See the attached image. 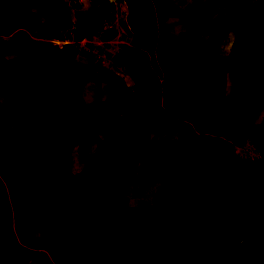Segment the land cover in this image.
I'll list each match as a JSON object with an SVG mask.
<instances>
[{
	"label": "trees",
	"instance_id": "1",
	"mask_svg": "<svg viewBox=\"0 0 264 264\" xmlns=\"http://www.w3.org/2000/svg\"><path fill=\"white\" fill-rule=\"evenodd\" d=\"M154 2L159 19L176 13L189 23L179 29L181 37L167 46L161 56L163 48L158 47L157 61L169 59L168 63L161 62L164 71L167 64H173V56L189 53L191 46L195 47L192 57L184 59L179 70L191 72V87L186 92L196 89L194 95L177 96L176 107L188 112V119L197 130L214 122L225 130L227 137L236 140L242 136L235 130L246 128L264 152L263 67L251 69L246 61L230 56L214 61L217 94L223 91L222 106L229 102L241 116L240 124L220 118L216 114L219 110L204 94L208 54L218 52L230 32L234 47L248 45L257 25L242 20V12L224 16L217 24L205 7L206 0H191L185 7H175L169 1L168 7L172 8L166 12L159 8V0ZM0 14L57 38L70 22L65 0H27L23 8H18L15 0H0ZM90 21L87 19L82 28L88 36L93 32L103 40L114 36L113 28L98 32ZM215 26H219L218 34ZM201 30L207 33L205 38L196 34ZM133 32L148 35L155 46L156 26L144 25L133 28ZM183 39L187 45L180 53L179 43ZM75 51L68 43L39 42L19 52V59L58 52L63 59L57 70L42 76L37 91L38 78L33 67L15 76L13 86L17 94L0 102V129L19 131L0 143V190L5 181L14 178L18 192L32 197L39 217L51 223L50 229L41 235L22 233L19 243L27 248L23 256H17V245L0 234V264H47L40 250L53 264H101L104 254L121 251L128 245L146 251L145 264H264V217L259 214L264 161L240 164L230 147L210 157L207 149L211 140L205 135L182 142L181 151L173 147L180 141L160 138L158 144L152 145L148 133L166 118L169 90L152 87L142 74L136 76V92L116 76L123 88L121 98L130 91L132 99L128 108L112 111L117 121L115 127L102 136L85 127L63 139L67 125L62 113L69 94L80 84L98 82L97 70H103L74 59ZM36 106L41 108L34 112ZM164 141L169 145L162 144ZM77 144L88 149L90 158L80 174L72 169L71 152ZM51 147L66 151V158L57 168L56 180L42 188L40 184L53 163ZM196 159L202 161L198 167ZM243 166L248 189L242 193L240 211L224 218L226 182H235ZM147 170H155L163 178L161 195L141 206H123L124 188L143 180ZM47 195L49 208L43 205V196ZM251 195L256 203L250 200ZM217 214L221 217L214 218ZM88 218L91 223L84 224ZM211 247L213 250H208Z\"/></svg>",
	"mask_w": 264,
	"mask_h": 264
},
{
	"label": "crops",
	"instance_id": "2",
	"mask_svg": "<svg viewBox=\"0 0 264 264\" xmlns=\"http://www.w3.org/2000/svg\"><path fill=\"white\" fill-rule=\"evenodd\" d=\"M65 1L69 7L70 22L72 21L71 18L74 12H76V14L78 15L76 22H75L77 25L76 27L77 29L70 28L72 25L67 27V29L68 28L72 29L70 30L67 36L68 38H71L73 33L75 34L74 30H77V34H75L77 36L83 32L85 33V30L82 28H83V25H85L84 22L87 19H90L91 20L90 23L92 22V24H95V25L99 23V20L101 21L105 19L104 16L107 11L105 12V11H101L97 7L95 8L93 6L94 2L103 1L105 5L107 6H110L109 3L112 2L111 0H89V4H88L84 0H65ZM230 1L231 0H206L205 7L210 12L211 16L213 17V20H215L214 15H213L215 13L218 15V18L220 19V18H223L224 16H233L237 12H242L241 19L244 21L253 22L254 24L257 25V27L248 45H238L234 47L233 46V41H234L233 34L230 32L227 36H229V38L230 36L232 37L233 52L230 54L220 53L219 56L220 57L230 56V58H233L235 60L246 61V63L249 65L251 69L256 70L260 67L264 68V0H241V4L239 3L231 4ZM125 2L127 3V6H128L129 23L131 27L130 30L133 32V28H139L144 25L156 26V38H157L156 44L154 47L152 46L151 39L148 35L146 34L137 35L133 32L134 39H137L138 43L135 40L133 44H129V45L122 44L119 50L116 51L114 54L113 53L108 54V60L106 62L104 61L100 62V61L94 60L95 62H97L98 67L103 68V70L101 71L97 70L98 77L100 78V75H104L106 76L107 81L109 80V82H111L109 78L110 76L114 75L116 77L118 75L122 77L124 74L131 75L130 71H132L134 75L133 76L131 75V76L135 80L136 84H137L136 76L138 74H142L145 78L150 80L152 87L165 89L166 88L165 78L167 77V73H165L164 67L162 66L161 63H158L156 67L155 65H153L152 61L155 56L157 60L159 59L157 57L158 47L162 46L163 52H164L167 46H170L171 43L179 40L180 38L179 29L186 28L189 25V23L181 19L180 18L181 16L177 19H174L175 18L174 16H171V17L168 16L167 18L159 19L157 17L156 6H155L154 0H125ZM128 2H131L130 4L133 5L132 6L134 10L133 13L131 9L129 8ZM235 5H238L239 7L235 8L234 7ZM9 28L11 30H9ZM0 29L5 31L4 33L5 35H1L3 38H0V42H2L4 45L3 48H5V44L7 45L6 46L7 49L11 48L10 49L11 52H14L15 54L17 53V59L20 62V65L18 68L19 72L14 73V74L13 73L10 74L9 71L12 69H16V68L12 67V65H9V63H4V61L0 62V102H2L6 98L15 96L17 94V92L14 90L13 78L19 74H22L25 70H28L31 67L34 68V71L38 78V83L35 86L36 91L39 89V82L42 76H44L47 73H51L54 70H57L55 68L51 69V72H47V70H44L45 72H43L42 74H40L37 70L38 68L43 69L41 62H45L46 59L50 60V57H52V55L51 56L48 55L44 57H33V56L28 55L24 59H19L18 58L19 52L25 51L31 46L39 42L58 43V40L62 36L57 38L56 36H51V35L49 36V34L44 30L40 31L39 29H34L35 30L34 31L29 26L17 24L15 21L11 19H7L3 17L1 14H0ZM204 32L205 31L201 30V31H197L196 34L199 37L205 38L207 36V33L206 32L204 33ZM102 41H105V40H102ZM252 43H254V50L252 51L253 55L251 56V54L249 53L251 52L249 46ZM132 49L139 50L140 51L139 53H141V55L135 59L127 60L126 58L130 56V52L133 51ZM151 51L154 52V55L152 56H151ZM7 54H8V50H3L2 46H0V56L3 58H8V57H5ZM142 54L145 57L142 56ZM209 55L210 53L208 54V56ZM83 56L85 57L83 58ZM121 56H124V58L120 59L119 57ZM79 57L83 59L89 57L91 60H93V58H91L90 56L86 54H83V55L80 54ZM173 57L174 58L170 60L174 61L175 63L173 62L172 65L167 64L168 75L170 78L169 79L170 89H169V95H166V96L168 97V102H170L171 104L169 108L165 107L166 108V118H162L159 121V126L151 129L150 132L148 133V138L150 142L154 144L155 142H158L160 138L169 140V142L180 141L179 145L176 143V145L174 144L173 147H178V149L181 151L182 142L190 140L199 135H205L209 137L211 140L208 145L207 150L209 152L210 157H212V156H215V154L220 152L221 150L227 147H231V144L233 141H237L241 138H249L252 141L251 137L247 133L246 128L235 130V133H237L238 135L241 134L242 132H245L246 135L236 140H233L227 137L225 130L220 128V126L217 123L213 122L208 127L205 126L201 130H197L194 127L193 123L188 119V112L184 109H178L175 105V99L177 98V96L185 93L187 91V87L189 86L188 80L184 78L186 73H184L183 71L179 69L180 67L184 65L182 61L184 59L189 60L190 55L189 53L187 55L185 53H182L181 56L177 55ZM83 63L92 64V61L83 62ZM186 67H188V65H186ZM175 71H179L181 72V74L174 76L173 72ZM212 75H214V73ZM208 81L209 80L206 77L205 78L206 86L204 89L205 96H207L206 90L209 87ZM78 86H76L73 89V91H71V93L76 92V90H79ZM171 89H173V91ZM160 102L163 103V99H161ZM238 103L239 102L236 101V105ZM38 107L39 106H36L35 108H38ZM39 108H41V106ZM62 117H63L65 124L67 125L66 132L73 131L72 136L76 132L79 131L80 124L81 125L84 124L82 120H79L81 119L80 115H77L76 111H73L71 109V105L69 104V98H68V103L63 110ZM76 120H78V122H76ZM75 122L77 123L76 125H75ZM234 124H238V123H234ZM163 126H167L168 128L170 126H173V130L171 129L164 130ZM18 133L19 131L17 130V132L14 133L12 137L17 135ZM12 137H9L8 139ZM165 145L168 146L169 144L165 143ZM195 163H196V166L198 167V163H202V161H199V159H196ZM137 183H139L140 185H138V190L136 191V193L140 190L139 188L142 187V189L140 190V192H138V194H136L135 198L133 199L141 200L144 202V203L141 202V204L142 203L145 204V203H148L147 196L155 195L157 198L161 195V194L159 195V191L161 193V188L164 185V180L157 171L152 170V172H150V170H147V174L145 178ZM220 183L224 184V182L222 181ZM129 185H131L132 189L134 187L135 189L137 188V186L134 185L133 183H129L128 187ZM128 187L126 186L125 188L128 189ZM123 195L125 197L122 202L123 206L137 207L131 204L132 198L129 197L128 192H124L123 190ZM262 204L263 203H261V205ZM261 205L259 209V214L264 213V204L262 206L263 208L261 207ZM126 247H131V246H126ZM126 247L124 248L125 250L132 249L130 254L128 253L129 258H131V261H132L131 264H145L146 263V251L145 250L134 249L132 247L126 248ZM208 250L212 251L213 248L211 247ZM114 253L116 252H109L108 257L116 259V256Z\"/></svg>",
	"mask_w": 264,
	"mask_h": 264
},
{
	"label": "rangeland",
	"instance_id": "3",
	"mask_svg": "<svg viewBox=\"0 0 264 264\" xmlns=\"http://www.w3.org/2000/svg\"><path fill=\"white\" fill-rule=\"evenodd\" d=\"M84 1H86V3L89 4V0H84ZM169 1L175 7H185L186 5H188L191 2V0H159V8L161 10H165V12L168 11L169 9H171L172 7H168ZM15 2H16V5L18 8L25 7V5L27 3L26 0H15ZM95 3H97V4H95ZM120 3H122V1ZM130 3L131 2H128L129 8L131 9V11L133 13V11H134L132 8L133 5H131ZM230 3L231 4H236V3L241 4V0H231ZM93 6L95 8L97 7L101 11H105V12L107 11L106 14L104 13L105 19L108 16L111 17V19H112L115 15L114 12L109 15L110 6L105 5V3L103 1L94 2ZM234 7L238 8L239 6L235 5ZM131 11H130V13H131ZM168 15L170 17L174 16L175 17L174 19H177L180 17V15H177L176 13L168 14ZM213 15H214L215 22L218 24V20H219L218 15L216 13ZM180 18L182 19V17H180ZM70 25H72L70 28H73L72 21L69 23L68 26H70ZM67 27L62 31L61 36H63L64 38L67 37L70 30H72L70 28L67 29ZM214 28H215L216 34H218V32L220 30L219 27L215 26ZM9 30H11V29L9 28ZM4 33H5V31L0 29V38H3L1 35H5ZM79 34H80V32H79ZM135 40L138 43L137 39H134V41ZM226 41L227 42L221 46V48L218 50V52L210 53V55L207 57V60H205V63L207 66L205 69V72H206L205 74H207L206 76L209 80L208 81L209 87L206 90V94H207L206 97L210 98L211 103L214 106H216V109L219 110L218 113H216V114L219 115L220 118H227V119H230L233 123H239L240 124V123H242L241 116H238L233 111L234 109L231 107L230 103L228 102L227 105L224 104V106H222V103H224L223 94H222L223 91L217 94V89H218L217 88V75L215 74V71H214L215 69L213 67V64H214V61L216 59L221 58L219 56L220 53H229L230 54L233 52L232 37L230 36V38H229V36H227ZM186 45H187V41L185 39L180 41V43H179V49L181 50L180 53L185 51ZM0 46H2L3 50H8V54L5 56L8 58H3L0 56V62L4 61V63H9V65H12V67L16 68V69L10 70L9 71L10 74L11 73H13V74L18 73L19 72L18 68H19L20 62L17 59V53L15 54L14 52H11V50H10L11 48L7 49L6 44H5V48H3L4 45L2 42H0ZM160 48H162V46H160ZM249 48L251 50V52H249V53L252 56L253 55L252 51L254 50V43L250 44ZM191 49L192 50L189 52V55L192 57V54L195 52V47L191 46ZM132 50L133 51L130 52V56H128L126 58L127 60L135 59L141 55V53H139L140 52L139 50H137V49H132ZM162 53H163V51H162ZM162 53L159 52V55L161 56ZM80 54L83 55V53L81 51L76 50L75 54H74V59H77V60L79 59V61H83V62L92 61V65L95 66L96 68H98L97 62H95L96 60L95 61L91 60L89 57L83 59L85 56H83V58H80L79 57ZM185 54L187 55L188 53H185ZM152 55H154L153 51H151V56ZM142 56H144V55L142 54ZM62 58H63V54L61 52L53 54L52 57H50V60L46 59L45 62H41L43 69L38 68L37 69L38 72L40 74H42L43 72H45L44 70H47V72H51V69H54V68L58 69L60 66V63L62 61ZM119 58L123 59L124 56H121ZM160 60L161 61L158 62L157 58L155 56L153 61H152L153 65H155L157 67L158 63H161V62H162V64L164 62L168 63L167 61L169 59L165 58V59H160ZM166 70H168V69H165V71ZM165 73H167V77L165 78V86H166V90L168 91L169 86H170V84H169L170 78H169L168 72H165ZM184 73H186L184 78H186L187 80L190 81L189 86L191 87V81H192V76L190 74L191 72L187 71ZM213 73H214V75H212ZM130 74L132 76L134 75L132 73V71H130ZM179 74H181V72H179V71L173 72L174 76L179 75ZM131 75L124 74L122 76L123 78L121 76H119V77L122 78L124 84L126 86H128L130 91L136 92V89H135L136 82L132 78ZM103 76L104 75H100V78H99L98 82H96V83L80 84L78 86L79 90H76V92H72L68 96L69 104L71 105V109L73 111H76V114L80 115L81 119H79V120H82L84 122V124H82V125L80 124L79 131H81L85 127H87L89 129L97 132V134H99L101 136L108 129L115 127L117 125V121L112 116V111L117 110V111L121 112V110L123 108H128L130 105V101L132 99V94H130V91H129L128 95L121 98V94L123 93V88L118 84V80L114 75L109 77L111 82H109V80L107 81L106 76H104V77ZM195 89L196 88H194L191 91L180 94V95H178V97H188L190 95H194ZM166 100H167V102L165 104V107L169 108L171 103L168 102V99H166ZM237 101H238V98H237ZM39 109L40 108L38 107V108L33 109V111L36 112ZM144 120H146V119H144ZM76 122H78V120H76ZM76 122H75V125L77 124ZM163 129L164 130H167V129L173 130V126H170L169 128L167 126H163ZM16 132H17V130H13L12 128L0 129V143L6 141L9 137H12L14 135V133H16ZM72 133H73V131H68V132L65 131L63 133V139H65L66 137L69 138L70 136H72ZM244 135H246L245 132H242L240 134V136H244ZM158 143H159V141L155 142L154 144L156 145ZM165 143H166V141H164V143H162V144H165ZM52 151H53V163H52V166H51L49 173L44 177V179L42 180V183L40 184L42 188L56 180L55 177H56L57 168L59 165H61L65 162L66 151L57 150L56 148H52ZM71 156H72V169H73L74 173L80 174L82 171H84L87 168V165L90 161L88 149L84 145L77 144V146L74 148V150H72ZM240 169H242V170H239L238 173H240V174L237 175V179H235V182H226L227 183V186H226L227 202H226V205H225L224 210H223L224 218L227 214L230 217L236 216L235 213H238L240 211L239 206L241 204L240 201H241L242 193L248 189L246 187V181H248V178L247 179L245 178L246 173L244 171L246 169V167L243 166ZM242 171H243V173H241ZM150 172H152V170H150ZM58 183L64 189H66V190L69 189L68 186L62 184L61 182H58ZM133 184L137 186L136 189H135V187L132 189L131 185H129V187L127 185L128 189L125 188L124 192H128L129 197L132 198V201H131L132 205L141 206L144 202L141 200H138V199H133V198H135L136 194H138V192H140L142 187L139 188L140 190L136 193V191L138 190V185H140V184L137 182L133 183ZM160 194L161 193L159 191V195ZM260 196H261L260 197V199H261L260 205H261V203L264 204V190L261 192ZM147 197H148L147 198L148 203H151L152 200L156 198L155 195H150ZM250 200L253 203H256L254 195L250 196ZM141 202H143V203L141 204ZM33 203H34V199L32 197L21 195L18 192L14 178H10L7 181H5V187L0 190V234L7 241L12 242V243L17 245L16 251H15L17 256H23L27 252V248L23 247L19 243V240L22 237V233L24 231L27 232L29 235L38 236V235L45 233L51 227V223L48 220L41 219L39 217L37 210L34 209V207H33ZM263 204L261 205V207L263 206ZM43 205L46 208L50 207V196L49 195L43 196ZM216 217L220 218L221 216H219V214H217L214 216V218H216ZM260 217L263 218L264 213L260 214ZM91 220L92 219L88 218L87 222L84 224L91 223ZM251 242L254 243L253 240ZM128 246H130V245H128ZM126 248H131V247H126ZM131 251H132V249H126V250L124 249L121 251H117L116 253H114L116 256V259L109 258L108 257L109 253L104 254V256L101 259V264H131L132 261H131V258H129V254ZM40 253H42L45 256V258L48 260L47 264H53L49 260V257H47V255L43 251L40 250Z\"/></svg>",
	"mask_w": 264,
	"mask_h": 264
},
{
	"label": "built area",
	"instance_id": "4",
	"mask_svg": "<svg viewBox=\"0 0 264 264\" xmlns=\"http://www.w3.org/2000/svg\"><path fill=\"white\" fill-rule=\"evenodd\" d=\"M110 2V12L109 15L114 12V17H107L104 20L99 21L96 24V29L101 32L103 29L113 28L115 34L113 37L102 41L100 35L97 33H92L88 36L87 33L83 32L80 35L72 34L71 38L61 37L58 43H68L73 45L76 50L84 52L90 57H94L96 61L108 60L109 53H115L119 50L122 44H133L134 35L130 30L129 23V12L128 6L125 0H111ZM122 1V3H120ZM78 15L76 12L72 15L73 28L77 29L76 19ZM61 41V42H60ZM231 150L233 157L240 164H255L264 161V152L257 147V145L252 142L249 138H241L237 141H233L231 144Z\"/></svg>",
	"mask_w": 264,
	"mask_h": 264
}]
</instances>
